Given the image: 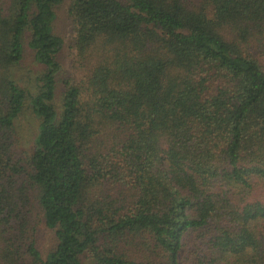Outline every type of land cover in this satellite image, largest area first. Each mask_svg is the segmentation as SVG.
Wrapping results in <instances>:
<instances>
[{
    "label": "trees",
    "instance_id": "obj_1",
    "mask_svg": "<svg viewBox=\"0 0 264 264\" xmlns=\"http://www.w3.org/2000/svg\"><path fill=\"white\" fill-rule=\"evenodd\" d=\"M84 259L264 264V0H0V262Z\"/></svg>",
    "mask_w": 264,
    "mask_h": 264
},
{
    "label": "rangeland",
    "instance_id": "obj_2",
    "mask_svg": "<svg viewBox=\"0 0 264 264\" xmlns=\"http://www.w3.org/2000/svg\"><path fill=\"white\" fill-rule=\"evenodd\" d=\"M125 1V0H121ZM68 7L69 4L66 3L63 7L58 10V19L55 24V34L60 36L64 40V48L60 54V61L64 68V78L74 80L76 82L81 81L84 76L87 74V64L85 67L81 65V61L78 59L76 51L74 50V40H75V26L68 15ZM33 53L28 52L23 70L19 72L20 75H24L26 77H30V83L33 84L31 81L34 78L35 73L39 71V68L34 65L33 62ZM21 84V83H20ZM27 87V83L24 84ZM37 122L36 120L29 115H24L18 122L19 127V135H20V148L22 151H29L30 150V141L34 137V133L36 130ZM31 211H28L29 220L27 228L25 230V236L31 237L34 235V229L37 226L39 239H38V247L41 250L43 257L47 255L49 251L52 250L54 241L52 237V233L48 231L44 224L40 220L39 211L36 206L29 207ZM21 253V251H19ZM29 262L26 261L24 264H28ZM2 264V262H0ZM21 264V261H19ZM82 264H91L90 260L84 259Z\"/></svg>",
    "mask_w": 264,
    "mask_h": 264
}]
</instances>
